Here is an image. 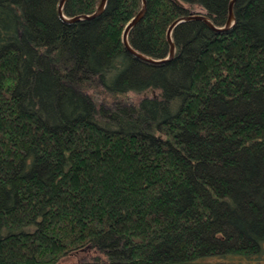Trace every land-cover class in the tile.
<instances>
[{"label":"trees","instance_id":"1","mask_svg":"<svg viewBox=\"0 0 264 264\" xmlns=\"http://www.w3.org/2000/svg\"><path fill=\"white\" fill-rule=\"evenodd\" d=\"M229 1L0 0V264H264V0L162 62Z\"/></svg>","mask_w":264,"mask_h":264},{"label":"water","instance_id":"2","mask_svg":"<svg viewBox=\"0 0 264 264\" xmlns=\"http://www.w3.org/2000/svg\"><path fill=\"white\" fill-rule=\"evenodd\" d=\"M65 0H59L58 2V6H57V11H58V14L60 16V18L65 21L66 23H71V22H75L79 19H90V18H93L95 16H97L104 8L105 6V3H106V0H100L95 12L93 13V15H91L90 17H74L72 19H64L62 16H61V9H62V6L64 4ZM235 2V0H230L229 3H228V6H227V20L223 26V28H215L213 27L210 22L206 19V17L203 15V14H196V15H190L188 17H184V18H180L178 20H176L174 23H172L166 30V42L168 44V47H169V50H168V54H167V57L162 61V62H166L168 60H170L173 56V52H174V49H173V45H172V42L170 40V34H171V31L172 29L182 23V22H185V21H191V20H196V21H200L202 22L204 25H206L208 27V29H210L211 31L217 33V32H220V31H224V30H227L229 29L232 24H233V19H232V14H231V9H232V5L233 3ZM141 3H142V8L141 10L136 14V16L131 19V21L124 27V30L122 32V35H121V43L124 45V48L125 50L131 54L133 57L137 58V59H140L142 61H146L148 63H152V64H155V63H158L159 61H153V60H150L146 57H143L141 56L140 54L132 51L128 45H127V41H126V37H127V34L129 32V30L135 25V23L141 18L143 12H144V0H141Z\"/></svg>","mask_w":264,"mask_h":264},{"label":"rangeland","instance_id":"3","mask_svg":"<svg viewBox=\"0 0 264 264\" xmlns=\"http://www.w3.org/2000/svg\"><path fill=\"white\" fill-rule=\"evenodd\" d=\"M191 12H192L191 14H194V15L196 13H202V11L199 8H194ZM144 96H147V94L140 95V96L139 95H134V94H129L128 101L136 103L137 101H139ZM74 261H75L74 258L71 257V255H70V256H67V257L61 259L57 264H71ZM225 261L227 262V261H230V260H225ZM225 261L224 260L218 261V260H215V259H211V260L203 261V264H217L218 262H225ZM233 261H235V260H233ZM242 263H244V262H242ZM234 264H236V262H234Z\"/></svg>","mask_w":264,"mask_h":264}]
</instances>
